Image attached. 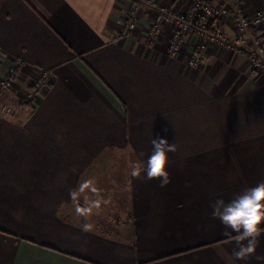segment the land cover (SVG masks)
Masks as SVG:
<instances>
[{
  "label": "crops",
  "instance_id": "crops-1",
  "mask_svg": "<svg viewBox=\"0 0 264 264\" xmlns=\"http://www.w3.org/2000/svg\"><path fill=\"white\" fill-rule=\"evenodd\" d=\"M184 1L136 0L141 21L124 38L130 0H0V75L18 62L9 93L50 74L34 104L0 113V264H258L234 259L236 234L211 206L264 181V79L244 51L215 43L190 66L195 38L171 54L172 23L151 38L155 7ZM213 5L229 9L228 41L241 31L232 6L264 13V0ZM244 31L246 50L258 31ZM158 137L177 148L163 187L123 163L146 161ZM88 180L100 207L85 217L69 193Z\"/></svg>",
  "mask_w": 264,
  "mask_h": 264
},
{
  "label": "clouds",
  "instance_id": "clouds-1",
  "mask_svg": "<svg viewBox=\"0 0 264 264\" xmlns=\"http://www.w3.org/2000/svg\"><path fill=\"white\" fill-rule=\"evenodd\" d=\"M151 145L152 151L147 160L133 162L130 175L139 178L143 174L147 180L158 179L163 187L170 183L169 153L176 152L177 148L162 137L153 138ZM88 193L94 194L97 199H90ZM69 195L77 215L86 217L92 208L100 207V190L94 181L82 182ZM211 207L213 218L218 219L226 230L236 234L232 252L234 259L248 261L255 258L258 264H264V255L257 254L261 237L264 236V181L246 187L228 201L217 199ZM91 227L89 223H84L82 230L87 232Z\"/></svg>",
  "mask_w": 264,
  "mask_h": 264
},
{
  "label": "built area",
  "instance_id": "built-area-1",
  "mask_svg": "<svg viewBox=\"0 0 264 264\" xmlns=\"http://www.w3.org/2000/svg\"><path fill=\"white\" fill-rule=\"evenodd\" d=\"M191 5L189 7L188 13L185 15H179V12H175L171 9H164L159 13V17H163L166 20L173 19V24L177 22L178 28L173 34V38L169 47L171 53H176L182 42L183 36L189 34L191 36L200 37L201 39L208 38L211 41L219 45L226 44L227 48L234 51L235 53L245 52L248 61L250 62L251 70L255 73H262L264 75V31H259L261 24L264 20V13H258L252 20H246L244 15L241 14L242 10L239 7L234 6V10L238 12L236 19L239 34L245 33L244 30L247 28L254 29L258 31L256 36L248 35L251 39V44L248 48L244 49V39L242 37H235L231 41H228L221 30L214 24L217 21L223 20L228 15V8L221 7L217 8V14L211 15L210 8L207 7V0H191ZM132 19H130L126 24L124 30L131 31L133 26L130 25ZM221 22V21H220ZM158 32H152L151 38L157 36ZM193 58L190 59L192 64L197 66L200 63L203 45L199 47L196 46ZM240 51V52H238ZM18 68L17 62L13 63L8 69V74L5 76L4 80L0 81V93L7 90L8 85L12 82V77L16 74Z\"/></svg>",
  "mask_w": 264,
  "mask_h": 264
},
{
  "label": "rangeland",
  "instance_id": "rangeland-1",
  "mask_svg": "<svg viewBox=\"0 0 264 264\" xmlns=\"http://www.w3.org/2000/svg\"><path fill=\"white\" fill-rule=\"evenodd\" d=\"M130 2H132L133 4H135V7L133 6L132 9L129 10L128 15L124 17V20L122 22V27H121V33L120 34H122V36L124 38L128 37L130 34H132L133 32H135L136 29L138 28V25H139L140 21H141V17H139V16L136 15V10L139 9L138 4L135 3V2H133V1H131V0H130ZM213 2H214V0H207V7L210 8L211 15H216L217 14V11L216 10H218V9H216V6L213 5ZM191 3H192L191 0H187V1L185 0L183 2V4H185L186 8L183 11L181 9H180V11H175V10L174 11L175 12H180L179 15H185V14L188 13V10H189V7H190ZM140 6H141V3H140ZM141 7H140V9H142ZM232 8L234 9V6H232L231 9ZM155 9L157 11L156 12V19L152 23H151V20H148V24L151 23V25L153 26L152 27V31H150V33H152V32H158L157 34H159V31L161 30V28H162V30H164V28L169 23H172L173 22V19L166 20L163 17H159V13L162 12L164 9H171V8H169V6L168 7H166V6L165 7H162V6L161 7H155ZM233 13H234V16H233L234 18L232 20L234 22H235L236 19L241 18V15H244L243 14V11H242L241 14L239 15V18H238V16H237L238 12H236V10H233ZM130 19H132L130 25L133 26V29L131 31H126V30H124L125 24ZM220 21H222V20H220ZM220 21H217L214 24L218 27V24H219ZM178 24H179L178 22H177V24L176 23H174V24L172 23V26H173V34L175 33V30L178 28ZM170 31H172L171 28H170V30L167 33L169 34ZM150 33H149V35H150ZM146 35H147V32H146ZM242 35H243V33L239 34L237 37H239V36L242 37ZM241 39H243V38H241ZM182 40H183V38H182ZM193 43H196L198 45V47L201 44L203 45V49L201 50L202 51V54H203V52L205 51V49L207 48V46L209 44H212V43H215V42L214 41H211L209 39V37L208 38L201 39L198 36V37H196L193 40ZM215 44H217V43H215ZM248 44H251V39L248 40ZM181 45H182V42H181ZM217 45H219V44H217ZM220 46L227 48V45L226 44H223V45H220ZM196 50H197V48H196ZM238 52H240V51H238ZM170 53H171V51H170ZM193 53H195V51ZM193 53L190 54V59L193 58V57H191V56L194 55ZM190 59H189V62H188L189 65L190 66H195V64H192V62H190ZM201 60H202V55H201L200 62H201ZM13 63H15V62H13ZM17 65H18V62H17ZM250 70H251V67H250ZM251 72H253V71L251 70ZM2 74H3L2 76L0 75V77H1L0 78V81L2 79L4 80L5 76L8 74V71L6 72V74H4L3 72H2ZM260 74L263 76V77H261V79L263 80L264 79V75L262 73H260ZM15 78H16V76L14 74V76L12 77V82L14 81V83H13L14 84V86H13L14 88H15V80H14ZM49 79H50V74L47 73V72H45V71H41L40 70V73L32 76V79H31L32 80L31 81V91H28V92L23 91V97H21L20 99L17 97L16 92H14L15 94L14 93H12V94L9 93V90L8 89H9L10 86H12V82H11L8 85L7 90H5L4 92L0 93V113L3 114V115H5V116H10L12 114V112L15 111L14 109H16L17 104H22L24 107L25 106H29L30 104H34L36 102V100H37L36 98H37L39 92L41 91V89L43 88V86L46 85V83L49 81ZM23 83H24V81H23ZM24 89H25V87L23 88V90ZM11 95H12V97H11ZM14 96L17 97L15 100H13V97ZM25 115L26 114H24L23 116H25ZM107 162L109 163V169L112 168V170L113 169L115 170V169L119 168V167L115 168V166H113V164L110 163V161H107ZM123 163H125L128 167H129V165L130 166L132 165V161L129 160V159H127V158H124ZM105 196H106L105 199H107L108 198V195L105 194ZM107 201H108V199H107ZM81 203H83L82 200H81ZM93 210H94V208L91 209V211H93ZM97 213L99 215V212H97ZM62 214H63L64 217H66V210H63V213ZM101 218H104V216L100 215L96 219H98V220L101 221ZM121 218H122V214L121 213L120 214H117V216L114 218V221L117 220V221H119L121 223L124 222V219H121ZM104 221H106V220L104 219Z\"/></svg>",
  "mask_w": 264,
  "mask_h": 264
},
{
  "label": "trees",
  "instance_id": "trees-1",
  "mask_svg": "<svg viewBox=\"0 0 264 264\" xmlns=\"http://www.w3.org/2000/svg\"><path fill=\"white\" fill-rule=\"evenodd\" d=\"M131 1L135 2L136 0H131ZM218 28L221 29V23L220 22L218 24ZM16 73H17V70H16ZM15 75H17V74H15Z\"/></svg>",
  "mask_w": 264,
  "mask_h": 264
}]
</instances>
